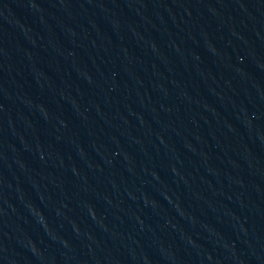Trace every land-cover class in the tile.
<instances>
[{
  "label": "water",
  "instance_id": "water-1",
  "mask_svg": "<svg viewBox=\"0 0 264 264\" xmlns=\"http://www.w3.org/2000/svg\"><path fill=\"white\" fill-rule=\"evenodd\" d=\"M0 264H264V0H0Z\"/></svg>",
  "mask_w": 264,
  "mask_h": 264
}]
</instances>
